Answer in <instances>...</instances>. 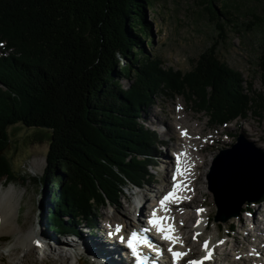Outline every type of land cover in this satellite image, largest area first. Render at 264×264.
<instances>
[{"label": "trees", "instance_id": "16d2710c", "mask_svg": "<svg viewBox=\"0 0 264 264\" xmlns=\"http://www.w3.org/2000/svg\"><path fill=\"white\" fill-rule=\"evenodd\" d=\"M195 1L218 32L183 74L162 68L148 51L154 36L147 11L157 16L155 0H0V181L15 180L2 154L7 128L48 130L46 167L34 182L50 203V232H76L100 208L119 205L128 187L153 181L149 168L161 142L139 120L157 96H182L215 126L247 113L264 117V38L254 93L216 57L227 36L219 18L230 23V13L216 9V0ZM262 201L264 193L256 204Z\"/></svg>", "mask_w": 264, "mask_h": 264}, {"label": "rangeland", "instance_id": "374dc122", "mask_svg": "<svg viewBox=\"0 0 264 264\" xmlns=\"http://www.w3.org/2000/svg\"><path fill=\"white\" fill-rule=\"evenodd\" d=\"M214 6L218 10L225 9L230 13L227 16L230 23L221 17L219 18L220 24H226L227 36L226 40L219 42L216 57L229 68L240 73L243 79V89L256 93L260 89L257 57L264 38V23L259 25L254 22V17L264 21V0H216ZM154 9L157 16L147 11V19L152 23L154 36V47L148 48L149 53L159 57L163 63L162 68L166 70L180 71L183 74L189 72L197 57L217 37L218 31L215 29V24L209 21L206 6L200 5L195 0H155ZM122 65L121 62L119 66L122 67ZM121 85L126 90L129 83L123 80ZM179 116L182 117V121L178 122L176 118ZM158 120H162L164 123H158ZM139 122L145 128L156 132L158 140L161 142L155 148V153L158 156L154 155L155 160L153 162L155 163L152 164V166L154 164L158 166L149 168L153 181L139 190L131 187L125 189L119 200V205L104 206L96 211L97 221L95 224L100 228L104 225L116 228L117 225L124 227V224L127 223L132 228L131 224L133 225L134 222H130V219L134 209H137L138 196L152 195L155 190L169 187L167 182L170 180L172 162H174L171 157L173 150L177 147L184 151L190 149L189 145H183L179 141L183 131L175 130L174 126L177 124L184 128L193 125L196 126V129H203L199 142L204 144L202 146L208 145L207 149L203 150V163L198 169L200 180L197 182L196 200L194 205L189 207L191 208V215L197 216V212L203 214L201 213L199 221H191L189 229L185 230V233H189L190 237L187 246L185 245L186 248L191 247L190 249L195 252V254L192 252L193 256L198 258L203 254L201 253L203 242L210 238L212 247L216 249H214L215 253L212 256L217 260L223 257L227 258V261L220 262L219 260L216 264H239L237 263L241 261L239 258H245L254 253L259 254L254 251L252 246L256 241L255 236L258 232L251 229L264 227V208L262 211L256 212L261 204L264 205V201L260 205L259 203H245L241 207L243 212H240L237 218H231L226 223L216 222L214 218L217 209L212 198L213 195L206 188L205 175L211 167L213 158L219 154L220 150L228 149L236 141L239 134L245 135L256 147L264 150V117L261 119L253 116L252 113H247L244 119L238 118L226 126H215L210 123L205 114L196 113L195 107L182 96L170 99L167 96L159 95L154 103L143 109ZM169 123L171 128L168 130L167 124ZM7 132L9 143L2 154L8 159L15 180L10 183L4 179L1 180L0 190L10 186L15 187L19 205L16 217L5 225L6 229L12 228L11 232H0V264L18 261V259L9 258L8 254L12 250L17 253L15 256L17 258L25 255L26 251L21 249L16 240L31 229H34L40 238L38 239L40 243L33 244V248L29 252L32 256L30 257L31 264H77L76 259L81 264H92L86 256H77L75 253L71 256L73 249L71 248L72 243H68L70 240L50 232L47 226L50 203L46 198L41 197L42 190L34 182V179H40L44 173L50 132L38 128H25L22 124L9 126ZM246 204L250 205L244 208ZM201 209L203 211H199ZM246 210H250L252 213L250 215L245 214ZM112 214H115L113 219L111 218ZM219 224L221 225L220 228ZM195 225L202 227V233L194 232ZM231 225H234L233 231L227 237L226 232ZM204 227H206L205 230ZM42 232L52 241L58 239L59 242L47 241L49 246L48 244L42 246L43 240L40 237ZM188 235L186 236L188 237ZM197 235L201 237L196 238ZM60 242L67 244L65 250L68 249V253H63ZM220 245H224L223 248H220ZM259 246L264 250V243ZM195 247L198 248V251L193 249ZM50 251L54 252L52 256L49 255ZM64 254L71 257L70 260H66V257L62 256ZM263 256V254L258 256L253 264H258L260 259L264 261Z\"/></svg>", "mask_w": 264, "mask_h": 264}, {"label": "bare ground", "instance_id": "6f19581e", "mask_svg": "<svg viewBox=\"0 0 264 264\" xmlns=\"http://www.w3.org/2000/svg\"><path fill=\"white\" fill-rule=\"evenodd\" d=\"M176 121H178V122L182 121V117L179 116L178 118H176ZM159 122L161 123L163 121L158 120V123ZM167 127L169 130L171 128V124L170 123L167 124ZM174 128H175V130L176 129L180 130V132L183 131L182 133H184V134L182 135L180 133L181 136L179 137V141H181V143H183V145H189L188 147L190 148L188 151L178 149L180 151L179 153L171 154L172 158L177 155L176 156L177 157L176 164H178V169L180 170V173H181V178H179L181 181V186L174 190L175 191L174 196L179 195L182 197H186L188 195H193V198L191 201L185 200L179 205L172 206V209L169 210L171 221L167 225L168 226L170 224L174 225L175 229H172V231L175 232L174 237L178 238L175 241H177V244L179 245V244L183 243L182 241H184V242L190 241V240H188V239H190V237L188 235L189 233L186 234L185 230H187V228L189 229V227H190L189 224L191 221L192 222L193 221H199L198 219L201 217L202 212H200V214L198 216H195L193 214L191 215L190 214L191 208H189V207H190V205H194L195 200H196L197 182H199V180H200L199 179L200 178V172L198 171V169H200L202 166V163H203V156L202 155L204 153L203 150L207 149L208 144L206 146H202L203 143L201 144L199 142L200 141L199 139L202 136L201 132L203 131V129H199V128L196 129V126H193V125H189L188 127L186 126L184 128L183 127L181 128V126L179 127L177 124L174 126ZM183 140H185V141H183ZM185 149H187V147H185ZM172 164H173V167H175L174 166L175 164L173 162H172ZM207 165H208V163H207ZM168 167H170L169 164H168ZM165 177H166V173H165ZM171 178H172V174H171ZM171 178L169 181H171ZM169 181L167 183H169L171 185L172 183H170ZM160 192H161L160 189H158L157 193H160ZM148 197H149V194H143L140 198V202H143L145 204L147 202ZM150 201H152V199ZM18 205H19L18 195L16 193L15 187L10 186V187H6L3 190H0V232H11L12 228L8 227L6 229L5 225H7L8 222L10 223V220L13 219L14 217H16ZM246 207H248V206H244V208H246ZM262 208H264V205L261 204L259 209L256 210V212L262 211L263 210ZM147 209L145 207L143 209V211H146ZM160 209H163L164 211L167 210V208L165 206H161ZM250 210H252V209H250ZM134 211H135V209H134ZM156 213H157V217L160 216V214H161L158 212H156ZM263 216H264V214H263ZM113 217H115V214H112L111 218L113 219ZM130 222H131V219H130ZM199 225H201V224H199ZM23 228H24V226H23ZM125 228L127 230L128 226L126 225ZM205 229H206V227H204V230ZM201 231H202L201 226H198V225L194 226V232H201ZM84 233H85L84 231H80V234H84ZM37 234L38 233L35 232L34 229H31L29 232H27V234H25L21 238L20 237L17 238L16 243L18 245H20L21 249L25 250L26 253L21 258L20 257L17 258V257H15L17 253L14 250H12L8 254L9 258H12L13 260L18 259V261L17 262L13 261L10 264H27V263L31 264L30 263L31 262L30 257H32V256L29 254V252L33 248V244L40 243V242H38V239H40V238H38ZM186 235H188V237ZM191 236H192V233H191ZM263 236H264V227H263L262 231L259 230V232L257 233V235L255 237L256 241L254 244H252L253 248L255 249V252H258L260 255L262 253H264V250L262 248H260V246H259L262 243H264V237ZM40 237L43 240L42 246L47 245L48 244L47 241L48 242L49 241L54 242V243L59 242L58 239L57 240L54 239L56 241H52L51 239H49L48 236H46V234H44V232H42V235ZM68 240H70L68 243H72L71 248L73 250L71 251L72 252L71 256L73 255V253H75L77 256H79V255L80 256H86L91 260L92 264H131V263L123 261L120 258V256L116 252L115 247L113 248L110 246L111 244L110 245L107 244V242L104 238V235L102 233H99L97 236H94V237L81 235V236H76V237L68 239ZM210 240H211L210 238H209V240H205L208 242L207 243L208 247L206 250H203L204 254L199 256V258L202 256H204V257L210 256V254L213 253L214 248L212 247ZM59 244H61L63 247V253H65V252L68 253V249L65 250L67 248V244H63V242H60ZM48 246H49V244H48ZM223 246L224 245H220V248H223ZM193 249L195 251H198L197 247H195ZM40 251L42 252V249ZM177 251L183 252V251H181L180 247L177 249ZM53 254H54V252H52V251L49 252V255L52 256ZM194 254H195V252H194ZM62 256L63 257L65 256L66 260H70V258H71V257L66 256L65 254ZM41 258H43V257H41ZM219 260H220V262L227 261V258L223 257V258L217 260L214 257L212 259V263L216 264L217 261H219ZM240 260L241 261H239L237 263H239V264L241 262H242L241 264L246 263L245 258L240 259ZM76 261H77V264H81V262L79 260L76 259ZM194 261H196V260H194ZM198 261H200V260H198ZM260 262H262V261L260 260L259 263Z\"/></svg>", "mask_w": 264, "mask_h": 264}, {"label": "water", "instance_id": "95a60500", "mask_svg": "<svg viewBox=\"0 0 264 264\" xmlns=\"http://www.w3.org/2000/svg\"><path fill=\"white\" fill-rule=\"evenodd\" d=\"M206 188L213 195L216 222L238 217L245 203L254 204L264 193V150L239 134L220 150L206 173Z\"/></svg>", "mask_w": 264, "mask_h": 264}, {"label": "snow or ice", "instance_id": "6c2138e0", "mask_svg": "<svg viewBox=\"0 0 264 264\" xmlns=\"http://www.w3.org/2000/svg\"><path fill=\"white\" fill-rule=\"evenodd\" d=\"M184 133H182L183 135ZM177 172H179V169H177ZM173 180L175 181L176 180V175L174 173L173 175ZM173 187L175 188L176 185L174 184ZM170 198H174V193L173 192H169L167 193L160 201H159V204L161 206H163L165 204L166 201H168ZM199 211H203L202 209L199 210ZM163 218H158L157 217V213L155 210H153L151 216L148 218V224L151 225V226H154L156 231L158 233H162V239H165V240H169L171 242H175L176 239L178 238H175L171 235V227L169 226L168 228H163L161 227V220ZM120 231V226L117 225L116 226V232H119ZM142 231H147V229H143ZM109 235L111 236L112 233L110 232ZM137 236H138V233L137 231H132L131 234L127 237V244H126V247L130 250L131 252V255L132 257L134 258L135 260V264H145V261L147 259L146 256L142 255L137 247H136V244H135V241L137 239ZM121 242H124V238L121 237ZM145 244L148 243V241H144ZM207 241H204L202 247L204 248H207ZM169 252L173 258V264H175L176 260L183 257L186 253H183V252H176V251H173L172 248H169ZM205 259L207 257H204ZM188 264H201L200 261H189Z\"/></svg>", "mask_w": 264, "mask_h": 264}]
</instances>
